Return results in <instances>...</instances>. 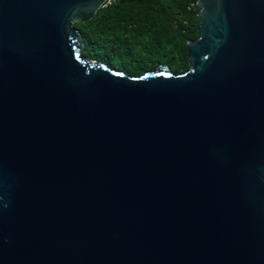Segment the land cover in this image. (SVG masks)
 <instances>
[{
    "label": "water",
    "instance_id": "water-1",
    "mask_svg": "<svg viewBox=\"0 0 264 264\" xmlns=\"http://www.w3.org/2000/svg\"><path fill=\"white\" fill-rule=\"evenodd\" d=\"M107 2L0 0V264H264V0L138 76L81 55Z\"/></svg>",
    "mask_w": 264,
    "mask_h": 264
},
{
    "label": "trees",
    "instance_id": "trees-1",
    "mask_svg": "<svg viewBox=\"0 0 264 264\" xmlns=\"http://www.w3.org/2000/svg\"><path fill=\"white\" fill-rule=\"evenodd\" d=\"M196 0H108L87 22L74 23L82 56L130 76L156 65L187 69L185 40L197 37Z\"/></svg>",
    "mask_w": 264,
    "mask_h": 264
}]
</instances>
